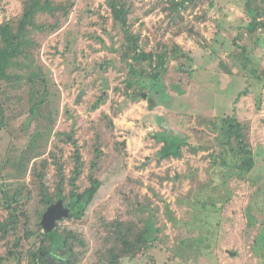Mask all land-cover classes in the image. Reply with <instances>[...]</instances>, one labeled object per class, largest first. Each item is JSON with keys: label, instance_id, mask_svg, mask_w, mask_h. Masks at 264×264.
I'll return each instance as SVG.
<instances>
[{"label": "rangeland", "instance_id": "374dc122", "mask_svg": "<svg viewBox=\"0 0 264 264\" xmlns=\"http://www.w3.org/2000/svg\"><path fill=\"white\" fill-rule=\"evenodd\" d=\"M29 1L0 0V25L8 21L19 28ZM69 1L74 5L59 26L34 38L45 79L37 86L42 91L46 84L47 90L44 117L29 123L28 85L20 89L21 100L6 103L7 124L0 130V218L8 203L4 192L12 197L20 190L30 194V219L38 218L44 208L39 172L45 173L50 193L57 195L63 182V195L70 196L69 180L77 167L76 148L67 140L72 133L84 162L81 190L90 186L91 172L102 187L82 218L61 222L62 234L54 235L56 254L74 231L84 242L77 246L79 264H264V80L254 74H264V26L252 30L250 12H262L258 20L264 22V0H197L180 4L178 11L170 0H125L130 29L142 32L145 48L169 53L155 81L148 77L149 64L123 59L127 39L107 0ZM14 29H0L4 78L19 75V59L12 57L18 48L7 51L3 40L7 33L11 43ZM131 66L143 76L130 75ZM134 91L137 100L131 98ZM225 115L245 126L255 160L250 171L243 169L240 149L220 154L221 127L207 122ZM163 130L186 137L189 146L181 159L158 160L162 143L154 136ZM38 131L35 149L27 153ZM192 146L203 148L195 152ZM120 151L125 167L117 170ZM152 217L158 236L150 249L135 257L109 253V223L126 221L139 229ZM31 226L35 229L36 222ZM9 240H0V253ZM23 241V252L40 245L39 240Z\"/></svg>", "mask_w": 264, "mask_h": 264}, {"label": "trees", "instance_id": "16d2710c", "mask_svg": "<svg viewBox=\"0 0 264 264\" xmlns=\"http://www.w3.org/2000/svg\"><path fill=\"white\" fill-rule=\"evenodd\" d=\"M191 1L192 4H194L197 0ZM107 3L115 21L120 22L122 25L124 36L127 39L125 46L123 47L124 49L121 51L123 59H127V62H130L131 60L132 63L142 66L145 63L149 64L151 71L148 74V77L154 81L155 79H159L161 73L165 71L169 53L167 51L156 53L154 50H148L145 48L146 45L144 42L146 39L142 36V32H134L130 29L131 25L128 20L129 11L126 8L125 0H107ZM170 4L172 9L178 11L180 5L179 2L170 0ZM73 5L74 3L69 0L65 2L58 0H30L28 3L24 4L23 13L19 20V28L14 29V27L11 26V22L8 21H5V23L0 25L1 30H5V27L6 29L12 28L14 29L13 32L15 31V34H17L12 38V42L8 43L9 39L7 33H3V40H5V48L7 51L14 47L18 48L17 55H13L12 57H17L20 64L18 76L4 78L0 75V130H3L7 124L6 103L18 98L21 100L24 96L23 92H20V89L25 85L29 86V94L26 97L27 101H30V106H28L30 112L29 123L33 124V121H38L40 117H44L41 110L45 103L47 90L46 84L42 91L37 86L39 80L45 81V79L43 78V69L35 57V50L37 48L34 43L35 34L37 32L45 33L57 28L61 19L63 17L66 18L69 15ZM250 12L253 19L251 29H257L259 25L264 26V22L258 20V17L262 16V12L258 11L255 13L254 9H250ZM40 18L42 22L39 21ZM51 18H53L54 23L50 22ZM103 30L106 33L109 32L106 27H104ZM99 40L104 42L101 38ZM147 40L149 39L147 38ZM130 68V75L143 76L141 69L134 66H131ZM254 74L257 78L264 80V74L260 76L256 70L254 71ZM133 82L134 81H131L130 85H132ZM142 87H144V85H142ZM36 94L41 97L37 98ZM138 94V91H134L131 98L133 97L134 100H137L139 98ZM243 94L245 93H240L239 97ZM98 103H100V101ZM209 122H207L209 127H221L223 140H220V143L223 146L224 152L220 154L223 156V154H227L230 150L240 149L239 152H244L243 158H245L242 164L243 169L245 172L253 169L255 165L253 150L247 140V134L243 123L238 118L230 115L218 116ZM49 129L48 131L45 129L43 132L45 136L50 135ZM40 134L41 131H38L31 135L27 143V153L35 149L39 140L37 137L40 136ZM67 137V140L73 143L76 148L75 154L77 158V167L74 169L73 175L69 180L71 185L70 196L63 195V182L58 186L57 195L50 193L48 186L44 183L45 173L39 172L38 190L40 196H42L40 204L43 205L44 208L39 212L38 218L34 221L36 222V228L34 229L31 226V223L34 222L30 219L31 215L28 214L31 209V203L29 208L26 209L30 194L28 192L22 194L20 190L19 193L14 194L11 197L8 192H4L8 203L3 207L6 211L4 218H0V240L9 237L10 240L7 242L6 251L0 253V264H6L7 262H13L14 264H79L80 256L77 251V246L84 245L80 235L74 231H70L66 237L63 238V251L60 254L55 253L56 246L54 245V235L56 233L62 234V231L60 230L62 221L73 218H82L89 205L99 193L100 188L102 187V181L101 179L94 177L95 174L91 172L89 179L90 186L81 190L79 180L84 167L82 153L74 134L71 133L70 135H67ZM154 137L157 142L162 143L161 149L158 152L159 161L170 158L181 159L184 156V147L189 146L186 142L185 136L180 133H172L169 130L156 132ZM221 145L216 146L215 148L220 150ZM191 148L195 152H198L200 148L203 147L192 146ZM100 152L99 149H96L97 157H101L102 154ZM123 156L124 155L121 156V151L116 156L117 162L121 164L117 170L125 167L122 163V161L125 160ZM217 156H219V154L214 155L215 158ZM94 163L93 167L98 168V164L95 160ZM60 171L62 172L61 168H59V172ZM60 200L65 207L72 209L74 213L71 214L70 217H63L58 220L54 229L45 231L43 225L44 215L52 204H55V202L57 203ZM148 221L145 227L139 229L133 225H128L126 221H113L112 223H109L107 226V236L109 235V237L105 238L112 240V244L109 247V253L115 254V251L117 250L118 257L129 255L135 257L138 254L145 252L146 249H150L154 244V241L157 239L158 229L154 226L153 217L150 223H148ZM22 231L24 232L23 235L20 234ZM23 240H27L28 242L39 240L40 245L37 249L30 247L23 252L20 251V248L25 246ZM105 244L109 246L106 241ZM111 257L112 263H114L116 260L113 255Z\"/></svg>", "mask_w": 264, "mask_h": 264}, {"label": "water", "instance_id": "95a60500", "mask_svg": "<svg viewBox=\"0 0 264 264\" xmlns=\"http://www.w3.org/2000/svg\"><path fill=\"white\" fill-rule=\"evenodd\" d=\"M73 213L74 212L72 211V209L65 207L61 200L55 204H52L48 208L43 218L45 231L54 229L58 220L62 219L63 217H70Z\"/></svg>", "mask_w": 264, "mask_h": 264}, {"label": "built area", "instance_id": "2783aa9c", "mask_svg": "<svg viewBox=\"0 0 264 264\" xmlns=\"http://www.w3.org/2000/svg\"><path fill=\"white\" fill-rule=\"evenodd\" d=\"M176 2H179L181 4V6L183 7L184 4L185 5H191L192 4V1L191 0H175Z\"/></svg>", "mask_w": 264, "mask_h": 264}, {"label": "crops", "instance_id": "0c3cea01", "mask_svg": "<svg viewBox=\"0 0 264 264\" xmlns=\"http://www.w3.org/2000/svg\"><path fill=\"white\" fill-rule=\"evenodd\" d=\"M178 42V41H177Z\"/></svg>", "mask_w": 264, "mask_h": 264}]
</instances>
